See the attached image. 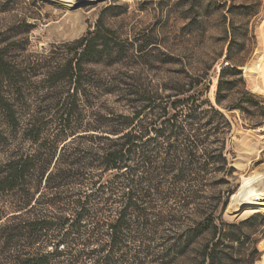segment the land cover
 Returning a JSON list of instances; mask_svg holds the SVG:
<instances>
[{"label": "rangeland", "instance_id": "374dc122", "mask_svg": "<svg viewBox=\"0 0 264 264\" xmlns=\"http://www.w3.org/2000/svg\"><path fill=\"white\" fill-rule=\"evenodd\" d=\"M60 3L0 0V49L22 67L24 79L21 94L12 97L20 123L13 126L0 114V167L17 150L28 154L41 148L47 155L53 141L60 148L75 136H91L95 132L88 130L94 123H113L118 115L132 117L148 99L176 95L191 81L206 80L209 87L202 99L230 124L223 146H218L226 165L216 163L214 172L205 176L199 188L202 198L172 220L158 223L147 242L149 253L128 256L143 264H210L206 251L216 246L214 264L258 262L264 254V206L243 216L226 215V207L245 181L264 178V96L249 90L246 71L259 48L264 0H96L71 7ZM89 32L96 35L99 50L82 61V76L90 86L86 95L70 97L71 88L43 81L44 67L64 65L74 53L67 45ZM223 67H234L240 74H225L230 89L217 105ZM31 116L34 122L25 123ZM246 143L251 152L245 150ZM45 178L27 188L33 199L51 193ZM0 203L6 214L15 211L4 199ZM204 216L212 217L222 232L207 229L189 236Z\"/></svg>", "mask_w": 264, "mask_h": 264}, {"label": "trees", "instance_id": "16d2710c", "mask_svg": "<svg viewBox=\"0 0 264 264\" xmlns=\"http://www.w3.org/2000/svg\"><path fill=\"white\" fill-rule=\"evenodd\" d=\"M95 42L96 35L89 32L67 45L72 57L64 65L44 67L43 81L71 88L70 97L86 95L90 85L82 76V61L99 53ZM22 73L0 49V114L13 126L21 120L12 97L22 92ZM226 73L240 74L234 67L221 69L217 105L230 89ZM208 87L209 82L199 79L176 95L150 98L132 117L94 123L91 136H75L60 148L53 141L47 155L41 148L28 154L17 150L0 167V200L15 210L6 214L0 209V264H64V259L65 264H143L128 255L149 253L147 242L158 223L202 198L205 176L216 163L226 165L218 146H223L230 124L202 99ZM24 120L33 123L34 117ZM44 177L51 193L33 199L27 188ZM211 218L204 216L189 236L207 229L222 232ZM215 250L207 248L210 264Z\"/></svg>", "mask_w": 264, "mask_h": 264}, {"label": "bare ground", "instance_id": "6f19581e", "mask_svg": "<svg viewBox=\"0 0 264 264\" xmlns=\"http://www.w3.org/2000/svg\"><path fill=\"white\" fill-rule=\"evenodd\" d=\"M51 4L58 5L60 2L69 4L70 7L80 2L92 3L96 0H46ZM60 3V4H62ZM63 6V5H62ZM56 7V6H55ZM58 7V6H57ZM67 7V6H66ZM65 7V8H66ZM66 10H68L66 8ZM259 48L256 51L253 60L246 67L249 75V85L253 93L264 96V21L259 28ZM75 35V34H74ZM246 72V73H247ZM244 148L247 152H251L253 148L249 144H245ZM264 178L255 179V181H245L230 196L226 207V213L233 216L247 215L251 210H256L257 206H264ZM241 212V213H240ZM260 248L264 252V238L261 240ZM255 264H264V254Z\"/></svg>", "mask_w": 264, "mask_h": 264}, {"label": "water", "instance_id": "95a60500", "mask_svg": "<svg viewBox=\"0 0 264 264\" xmlns=\"http://www.w3.org/2000/svg\"><path fill=\"white\" fill-rule=\"evenodd\" d=\"M227 65H228V63H227V62H225L223 66H227ZM226 215H228V213H226Z\"/></svg>", "mask_w": 264, "mask_h": 264}]
</instances>
